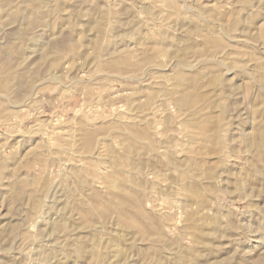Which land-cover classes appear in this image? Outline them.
I'll return each instance as SVG.
<instances>
[{
	"label": "rangeland",
	"instance_id": "1",
	"mask_svg": "<svg viewBox=\"0 0 264 264\" xmlns=\"http://www.w3.org/2000/svg\"><path fill=\"white\" fill-rule=\"evenodd\" d=\"M0 264H264V0H0Z\"/></svg>",
	"mask_w": 264,
	"mask_h": 264
}]
</instances>
